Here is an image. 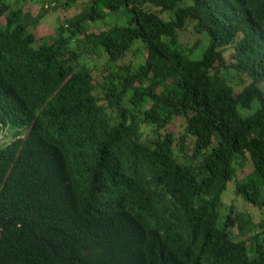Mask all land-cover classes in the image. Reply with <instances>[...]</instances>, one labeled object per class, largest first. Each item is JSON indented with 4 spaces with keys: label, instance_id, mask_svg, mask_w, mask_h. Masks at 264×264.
<instances>
[{
    "label": "trees",
    "instance_id": "1",
    "mask_svg": "<svg viewBox=\"0 0 264 264\" xmlns=\"http://www.w3.org/2000/svg\"><path fill=\"white\" fill-rule=\"evenodd\" d=\"M21 2L0 0V264H264V232L221 209L231 181L264 207V0H88L39 38L47 9Z\"/></svg>",
    "mask_w": 264,
    "mask_h": 264
},
{
    "label": "rangeland",
    "instance_id": "2",
    "mask_svg": "<svg viewBox=\"0 0 264 264\" xmlns=\"http://www.w3.org/2000/svg\"><path fill=\"white\" fill-rule=\"evenodd\" d=\"M13 4L17 2V0H11ZM21 1V0H20ZM66 0H22V4H24V10L31 12L33 15L37 14L41 8L47 9V13L40 20L39 24L34 28L31 26V30L39 37L54 34L56 27L58 24L65 19L74 17L77 15L88 2V0H78L75 3H72L71 6H64ZM171 14L161 13L160 17L162 19H169ZM127 20V17L123 12L119 17L115 15H107L103 21H99L91 24V30L98 32L100 30L105 29L107 26H111L114 23L124 24ZM0 23H4V18H1ZM77 41L79 42L78 50H88V44L83 41L82 37H78ZM179 41L182 43L181 45L186 50H192L191 56L199 57L201 52L204 50L208 40L207 37L203 34H196L191 27H188L187 30L182 31L180 33ZM191 52V51H190ZM230 50L227 49L224 51V56L229 55ZM133 58L135 60V64H139L142 62L143 58L141 54L137 53L134 55L133 53H129L126 59ZM106 57L102 53L100 48H97L93 54H83L81 56V61L87 63L92 68L99 71L102 68V65L105 61ZM232 82L238 87H242L245 85L248 80L245 76L238 77L237 74L232 72H228ZM181 120L176 119L172 128L177 130L179 127V123ZM150 127H146L145 130L149 131ZM12 136L8 133L6 140L11 139ZM250 165L248 163L245 164L243 169L237 170V177L240 178L245 176L250 171ZM234 186L235 182H228L227 189L223 193L222 196V212H226L227 208L230 205H233L237 211L246 212L252 219L254 225L256 226L255 230L264 232V207L259 208L256 205H252L246 201H244L241 197L234 194Z\"/></svg>",
    "mask_w": 264,
    "mask_h": 264
},
{
    "label": "clouds",
    "instance_id": "3",
    "mask_svg": "<svg viewBox=\"0 0 264 264\" xmlns=\"http://www.w3.org/2000/svg\"><path fill=\"white\" fill-rule=\"evenodd\" d=\"M7 131H3V132H0V135H2L3 137L0 138V145H3L5 144L8 140H6L7 138Z\"/></svg>",
    "mask_w": 264,
    "mask_h": 264
},
{
    "label": "built area",
    "instance_id": "4",
    "mask_svg": "<svg viewBox=\"0 0 264 264\" xmlns=\"http://www.w3.org/2000/svg\"><path fill=\"white\" fill-rule=\"evenodd\" d=\"M3 137L2 135H0V138Z\"/></svg>",
    "mask_w": 264,
    "mask_h": 264
}]
</instances>
